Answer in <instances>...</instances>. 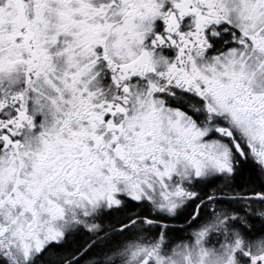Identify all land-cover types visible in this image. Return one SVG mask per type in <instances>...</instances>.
Segmentation results:
<instances>
[{"label":"snow or ice","instance_id":"obj_1","mask_svg":"<svg viewBox=\"0 0 264 264\" xmlns=\"http://www.w3.org/2000/svg\"><path fill=\"white\" fill-rule=\"evenodd\" d=\"M0 264H264V0H0Z\"/></svg>","mask_w":264,"mask_h":264}]
</instances>
